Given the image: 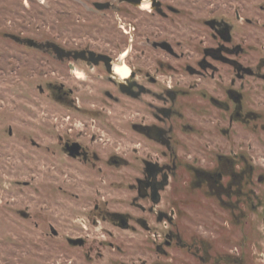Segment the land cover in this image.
I'll return each mask as SVG.
<instances>
[{
  "label": "flooded vegetation",
  "instance_id": "af4514ba",
  "mask_svg": "<svg viewBox=\"0 0 264 264\" xmlns=\"http://www.w3.org/2000/svg\"><path fill=\"white\" fill-rule=\"evenodd\" d=\"M74 6L75 43L45 49L66 69L47 88L66 108L89 101L90 119L59 134L58 146L102 176L97 183L130 195L127 210L105 200L91 211L139 244L147 234L159 255H181L142 264H245L244 227L264 214V1ZM113 167L126 169L125 182L109 178ZM200 214L201 232L184 233L181 219ZM210 214L227 216L232 253L213 251Z\"/></svg>",
  "mask_w": 264,
  "mask_h": 264
},
{
  "label": "rangeland",
  "instance_id": "374dc122",
  "mask_svg": "<svg viewBox=\"0 0 264 264\" xmlns=\"http://www.w3.org/2000/svg\"><path fill=\"white\" fill-rule=\"evenodd\" d=\"M74 1L0 0V264L179 260L181 255L162 256L147 246V234H142V245L138 241L142 237L128 239L126 232L96 217L91 210L105 200L112 210H127L129 192L124 185L97 183L102 176L97 179L96 171L69 160L59 149V134L84 128L90 119L89 101L81 103L82 109L66 108L47 88L48 82L61 81L66 69L61 68L55 53L45 49L75 43ZM263 167L258 170L264 171ZM108 171L112 181L125 182L126 169ZM208 216V229L215 227L209 239L213 251L232 253V243L223 241L232 230L227 227V216ZM191 218L190 223L181 219L182 231L201 232L204 217ZM244 228L247 235L243 234L241 253L245 264H264L262 210ZM79 238L85 241L83 246L69 241Z\"/></svg>",
  "mask_w": 264,
  "mask_h": 264
},
{
  "label": "water",
  "instance_id": "95a60500",
  "mask_svg": "<svg viewBox=\"0 0 264 264\" xmlns=\"http://www.w3.org/2000/svg\"><path fill=\"white\" fill-rule=\"evenodd\" d=\"M45 46V45H44ZM49 46V45H48ZM53 47H54V49H56L57 50V47L56 46H54V45H52ZM52 232L54 233V234H56L57 232H56V230H52ZM72 244H74V245H82L83 244V240L82 239H70L69 240Z\"/></svg>",
  "mask_w": 264,
  "mask_h": 264
}]
</instances>
